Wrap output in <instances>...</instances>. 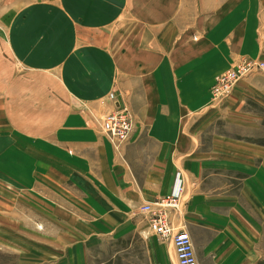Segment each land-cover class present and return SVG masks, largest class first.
<instances>
[{
  "label": "crops",
  "instance_id": "0c3cea01",
  "mask_svg": "<svg viewBox=\"0 0 264 264\" xmlns=\"http://www.w3.org/2000/svg\"><path fill=\"white\" fill-rule=\"evenodd\" d=\"M242 59L264 61V0H0V220L45 237L5 246L19 232L0 221V246L45 248V264H87L92 249L108 264H177L142 207L180 173L169 220L196 263L261 264L264 76L211 101ZM110 93L133 117L118 150L96 121Z\"/></svg>",
  "mask_w": 264,
  "mask_h": 264
},
{
  "label": "built area",
  "instance_id": "2783aa9c",
  "mask_svg": "<svg viewBox=\"0 0 264 264\" xmlns=\"http://www.w3.org/2000/svg\"><path fill=\"white\" fill-rule=\"evenodd\" d=\"M256 73L264 76V61L240 60L215 77L211 88V101L215 104L221 103L231 94L233 87L239 81ZM107 100L116 106L98 118V126L110 145L118 150L129 140L133 128V117L126 106L116 102L114 94H109ZM181 190V175L176 173L171 194L157 201L153 206L144 205L142 212L148 217L152 234L172 243L177 264H197L189 236L184 231H175L169 220V210L176 209Z\"/></svg>",
  "mask_w": 264,
  "mask_h": 264
},
{
  "label": "rangeland",
  "instance_id": "374dc122",
  "mask_svg": "<svg viewBox=\"0 0 264 264\" xmlns=\"http://www.w3.org/2000/svg\"><path fill=\"white\" fill-rule=\"evenodd\" d=\"M92 118L95 119V117H93V116H92ZM96 121L98 123V120H96ZM20 138H21L20 139V143H18V145L19 146L21 145L20 147L26 150L27 144L30 143V142H28L29 137H25V138L20 137ZM261 142H264V141H261ZM35 144H36V149L35 148L34 149L37 150L36 152L38 153V155L43 156V150H42L43 147L41 146L42 143L40 141H36ZM38 149H39V151H38ZM13 154L14 155H17V156H14ZM6 155H8L10 158H12V157L15 158L16 157V159H17V158H19V155H21V151L20 152H14V151L11 150ZM5 159L7 160L9 158L7 157ZM12 171H15V169L12 170L9 165L8 166L5 165L4 172L11 173ZM3 186H4V188H3V191L4 192H10V193L11 192H14V193L17 192V193L21 194L22 197L24 195H27L26 191L21 193V191L20 190H17L16 187H15V185H12L11 183L8 184V185L7 184H4ZM37 196H38V194H37ZM23 198H25V197H23ZM36 201H37V203H41V202H43V199H42V197H39L38 196V199ZM38 209L39 208H37V210ZM7 218L9 219L8 221L6 220ZM11 219H12V217H6L5 216L4 219L2 218V220H0V221H2V223L5 224L4 226H6L8 228H13V227L16 228L17 229L16 231L19 232V233H14V237H11V233L8 230H7V232L3 233L4 234L3 235L4 241H6L5 244H4L5 246H6L7 243H9V241L11 240V238H15V234H20V237H21L20 238L21 239L20 242L23 243L24 245H27V240L25 241L22 238V237L25 236L27 238L32 239V241H37V243L38 242H41L39 244L42 247L44 246L43 245V242H44L45 237H44V229L42 227L43 225H41L40 223H37V226H34V229L28 231L27 227H29V226L26 224L25 221L22 220V218H19L18 219L19 220V223H20V226H19L18 222L16 223L15 221H11ZM50 239L53 242V240L55 238H50ZM53 244H54V242H53ZM5 246L4 247H1L0 246V264H29V263H32V264H45L43 262L44 261V256H46L45 255V251H46L45 248L35 247V248H33V249L30 250V251H33V253L31 255H25V254H21L22 252L16 253L15 251H12L11 250L12 248L5 247ZM22 250L23 249L21 248V251ZM99 253H101V251H99L98 249H92V250H90L89 262L87 264H93L92 262L95 263V262H97L99 260H101L103 262V264H108L107 263L106 250L103 253V256H102V253H101V257H98V254ZM46 254H50V253L47 252ZM92 254H95V255L92 256ZM261 264H264V225L263 226L261 225Z\"/></svg>",
  "mask_w": 264,
  "mask_h": 264
}]
</instances>
